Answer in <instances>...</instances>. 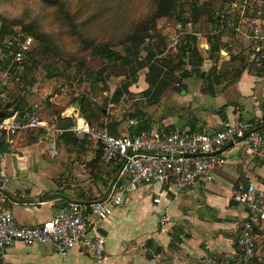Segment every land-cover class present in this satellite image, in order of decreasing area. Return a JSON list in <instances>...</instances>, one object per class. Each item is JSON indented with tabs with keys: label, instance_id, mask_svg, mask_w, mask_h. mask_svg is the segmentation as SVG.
<instances>
[{
	"label": "crops",
	"instance_id": "1",
	"mask_svg": "<svg viewBox=\"0 0 264 264\" xmlns=\"http://www.w3.org/2000/svg\"><path fill=\"white\" fill-rule=\"evenodd\" d=\"M263 7L264 4L256 2L247 17L259 18ZM248 31L252 32L239 29L227 40L232 44V39H239L246 46L254 35L259 51L264 47V34L255 29L252 35H247ZM162 33L176 44V30H163ZM221 53L227 55L224 51ZM174 82V86L161 96L169 104L166 105V118L148 130L167 131L181 127L192 133L219 131L222 123L229 120L247 123L264 135V70H259V74L245 71L232 84L220 80L210 85L195 77L176 78ZM4 94L7 101H12L18 93L10 84ZM31 99L25 98L29 107L42 111L41 102H31ZM48 101L61 112V118L72 107L75 108L73 115L78 114L79 106L68 105L65 98L56 94ZM224 105L228 107L222 118L220 108ZM30 114L34 115L35 111ZM51 120L57 126L56 118ZM52 138L40 130L16 137L0 136V187L7 199L6 208L13 213L19 227L38 226L64 207V200L42 202L44 197L60 194L83 202L87 197L100 195V184L80 193L74 189L77 183L74 173L62 169L63 163H57L45 152ZM5 143L9 147L3 151ZM87 144L99 150L98 145ZM213 154L223 156L225 164L213 172L210 185L200 182L194 188L177 192L169 184H152L125 196L122 205L115 207L112 215L99 224L106 244L102 260H96L80 248L61 257L52 245L27 247L16 243L6 250L3 264H191L204 254L205 245L219 255L235 254L238 230L247 217V210L232 200L234 189L238 183L264 188V166L256 158L245 155L239 145L226 144ZM120 180V184L125 182L124 177ZM155 198H160L159 204L154 203ZM85 211L89 213L90 209ZM163 215L170 217L168 224L160 223ZM253 263L264 264L262 237L257 239L250 264Z\"/></svg>",
	"mask_w": 264,
	"mask_h": 264
},
{
	"label": "built area",
	"instance_id": "2",
	"mask_svg": "<svg viewBox=\"0 0 264 264\" xmlns=\"http://www.w3.org/2000/svg\"><path fill=\"white\" fill-rule=\"evenodd\" d=\"M247 2L237 0L232 8H240L243 14ZM195 38L201 50H209V44L201 35L196 34ZM33 46L34 39L20 29H13L6 37H0V115L7 104L4 89L11 84V74L21 68ZM259 50L263 51L259 66L264 68V47ZM71 119L73 124L67 131L77 140L98 145L104 165L116 160L123 162L121 175L125 182L116 183L105 201L91 204L89 213L84 210L85 206L69 204L53 218L35 227L15 224L0 187V264H3L6 250L16 243L27 247L52 245L61 257L80 248L96 260H102L106 244L99 224L112 215L115 207L122 205L125 196L152 184H169L177 192L194 188L200 182L210 185L213 172L225 164L223 156L213 153L226 144L239 145L245 155L256 158L264 166V135L239 121L225 120L219 131L190 133L184 128L173 127L167 131L144 130L133 136H114L107 129L92 126L79 114H72ZM33 130L54 138L65 131L57 128L54 120L40 119L33 114L20 117L14 113L0 118V136L16 137ZM45 152L52 159L57 157L55 140L47 143ZM199 154L213 155L199 157ZM232 200L247 210V217L238 230L236 253L219 255L205 245L204 254L191 264H248L254 257L257 239H264V188L238 183ZM153 201L159 204L160 198ZM169 222L167 215L160 219L162 225Z\"/></svg>",
	"mask_w": 264,
	"mask_h": 264
},
{
	"label": "rangeland",
	"instance_id": "3",
	"mask_svg": "<svg viewBox=\"0 0 264 264\" xmlns=\"http://www.w3.org/2000/svg\"><path fill=\"white\" fill-rule=\"evenodd\" d=\"M61 1L64 4V9L70 15L76 14L77 18L81 20L83 23L81 30H84V34L88 38H94L95 44H99L100 47H107V49L120 55H124L126 50L131 49L133 43L131 35L136 33L144 22L148 23L146 30L150 33L153 32L151 29L153 27L154 30L170 32L182 29L174 19L166 17L153 18L150 22L154 10V4L150 0H131L126 4H124L125 2L120 3V0ZM192 1L203 3L206 0H181L180 5L183 8L181 17L183 19L191 18L190 3ZM228 11L229 5H226L222 11L226 12L224 16H228ZM251 18L247 17L242 22L240 30L253 32L257 29L261 31V34H264L260 27L261 17L256 16L253 20ZM1 22L4 24H0V37H6L13 29L22 30L34 23H40L46 32L44 36L42 35V43L35 40L34 50L36 48V51L30 58L33 62H26L25 66L14 70V73L11 74L10 81L13 88H19V90L29 94V100L32 97L31 102H41L50 111L52 105L47 102L55 94L62 99L65 98V101L85 96L97 109L105 110L101 119L106 126L109 127L112 123L116 124L114 129L116 136H131L132 133L157 127V123L166 118L168 102L157 96L155 90H150L146 94L142 93L147 88L145 78L149 70H138L139 65L137 63L139 62L133 61L135 64L133 65L134 71H136V78L134 79L132 71L123 67L120 60L108 62L91 56L88 48L82 47L79 39H75L71 30L66 28V19L58 14L57 9L48 8L40 0H0ZM207 23L204 20L199 26L196 25L192 28V26L187 25L184 29L187 32L195 31L206 38L213 31L212 24ZM225 23L230 27L232 21L229 19ZM56 31L59 33V41L50 36H56ZM252 32L248 31L247 35H252ZM253 36L250 38L252 39L249 41L250 45L246 46L239 39H232L234 46L233 48L230 47L231 51L237 53L245 46L249 53H252L255 46L259 45L258 40H255ZM148 42L150 40L145 42V46ZM166 51L170 55L176 54L174 47H170ZM200 51L207 62L209 50ZM145 55L146 53L142 51L139 58L142 60ZM221 55L223 58H227L224 54L221 53ZM205 63L202 67L204 72L209 69ZM258 68L264 70L263 67L259 66ZM88 73L92 75L90 80ZM175 74L176 76H174L178 78L179 71ZM132 81L134 84L130 86L129 93H124L117 100L112 99L115 92L120 90L121 84L125 83L126 85ZM43 96L47 98L44 99ZM94 124L96 125V123ZM124 126L126 127L125 130ZM52 140L56 142V138L53 137ZM96 152L97 148L95 149L92 144L82 145L79 152L60 147V158L58 157L56 162H62V169L74 173L77 180L74 189L79 190V193L84 189L86 191L92 189L95 183L102 187L103 177L97 179L90 165ZM112 165L103 166L99 164V172L102 176L109 174L107 172L110 171ZM81 184H85V186L82 188L80 187Z\"/></svg>",
	"mask_w": 264,
	"mask_h": 264
},
{
	"label": "trees",
	"instance_id": "4",
	"mask_svg": "<svg viewBox=\"0 0 264 264\" xmlns=\"http://www.w3.org/2000/svg\"><path fill=\"white\" fill-rule=\"evenodd\" d=\"M40 1L48 8L57 9L58 14L62 15V17L66 19V28L68 30H71L72 35L75 39H79L82 47L88 48L89 54L91 56L100 58L102 59V61L108 62H116L120 60L123 63V67L128 68L132 71V74H134V79L136 78V71H134L133 66L135 65L134 62H139L137 63L139 65V67L137 68L138 70H149L145 78L147 88L142 92L143 94H146L150 90H155L157 96L161 97L162 94L167 90V87L174 86V79L176 78L175 73L177 71H179L178 78L180 79L196 76L203 79L210 85L220 80L232 84L237 81L245 71L259 74L258 67L261 62L260 57L263 51L259 50L258 52L256 50L257 47H255L253 52L249 53V50L243 48L241 51L234 54V51H229L231 50V48H233L234 43L229 44L227 39L233 38L236 35L235 33H237V31L240 29L242 22L247 19V13L252 10L253 4H255L256 2H258L259 4H264V0H248L243 14H241L240 8H232V4L237 0H206L203 3L192 1L190 3L191 18L185 19L181 17V13L183 11L182 5H180L181 0H150L151 3L154 4V10L150 22H152L153 18L166 17L174 19L176 23L182 28L175 33L174 40H176V44L173 45V43L169 41V37L162 33L163 30H154L153 27L151 28L153 30L152 33H150V31H147L146 29H148V23L144 22L143 26L139 28L136 33L131 35L133 41L131 49L126 50L124 52V55L117 54L112 50L107 49V47H100L99 44H95V42L93 41L94 38H88L84 34V30H81L83 25L81 20L77 18L76 14L72 13L70 15L68 11L64 9V4L61 0ZM129 1L131 0H120V3L125 2L124 4H126ZM226 5H229L228 16H224L226 12H222L223 8ZM120 6L122 5L120 4ZM260 10L261 22H263V25L261 24L260 27L264 32V7L260 8ZM229 19L232 21V24L230 26L231 28L225 23ZM204 20L205 23L210 22L213 26V31L211 34H209L206 38L202 36L210 46L207 56L208 64H205L206 66H209V69L206 72L202 70L206 59L202 57L200 51L201 49L199 48L195 38V35L199 33H196L195 31L187 32L184 29V27L187 25L192 26V28L196 25L199 26ZM0 24L3 25L4 23L1 22ZM21 31L25 35L31 36L34 39V46L32 50L27 54L24 61L22 62L21 67H23L25 66L26 62H33V60H30V58L36 51V48L34 50L35 40L42 43V35L44 36L46 32L44 31V28L40 23L29 25L28 27L23 28ZM50 36L54 39L57 38L59 41V33L57 31L56 36ZM149 40L150 42H148V44L145 46V42ZM170 47H174L176 49L175 55H170L169 53H167L166 50ZM142 51H144L146 55L145 58L141 60V58H139V55H141ZM221 51L227 53L226 59L222 57ZM245 52H247V54H245ZM164 53H166V56H164ZM91 78L92 75L88 73V79L90 80ZM133 84L134 81L126 85L125 83L121 84L120 90H118V92H115L112 99L117 100V98L121 97L124 93H129V88ZM21 85L23 86V84H20V86ZM14 90L18 94L12 101H7L5 108L2 109L0 118L9 116L14 113H18V115L20 113H24L23 116H25L28 115V113H33V111H35V116L39 117L40 119L51 120V118L55 117L57 122L56 127L64 129L65 131L56 138L55 143L58 155L53 160H58V157L60 158V147L79 152V150L82 148V145L87 144V142L85 141L77 140L69 131H67V129H69L73 124V120L62 119L61 112L58 111V109L54 108L51 103L50 104L52 105V108L50 109V111H48L45 104H41L42 111H39L37 109L33 110L32 107H29L28 103H26L25 101V98L29 96V94H27L25 91L19 90V88ZM73 101L74 103L78 102L79 104L78 114L80 116H83L92 126L98 129H107L111 135L116 136V132L114 130L116 124L112 123L108 127L101 119V116L105 113L104 109H97L85 96H82L79 99H72L70 101L68 99V105L74 104ZM47 103H49V101ZM227 107L228 105H224L220 108L222 118L225 117L224 113ZM26 111L27 114L25 113ZM94 123H96V125ZM99 164L103 166H109L113 164L110 168V171L107 172V174L109 173L107 175L108 177L106 175L102 176V174L99 172ZM90 165L93 169L94 176L96 174L97 179L99 177H103L104 181L102 184L103 189L99 191V197H87L86 199H83V202L86 203L98 201L104 196L109 183L122 169L123 162L121 160H116L109 165H104L100 159V151L97 150L96 155L91 161ZM121 178L122 175H120L117 184L121 182ZM94 186L96 187V183ZM71 199L72 198H70V200ZM78 199L82 200L80 198ZM62 203L64 206L69 205V203L64 201ZM84 209L89 211L90 205H86ZM250 262H248V264H250Z\"/></svg>",
	"mask_w": 264,
	"mask_h": 264
},
{
	"label": "water",
	"instance_id": "5",
	"mask_svg": "<svg viewBox=\"0 0 264 264\" xmlns=\"http://www.w3.org/2000/svg\"><path fill=\"white\" fill-rule=\"evenodd\" d=\"M78 106H79V104L77 103L76 107H78ZM74 109H75L74 107L70 108L69 111H67L66 113H64L62 115V118L63 119H71ZM23 115H24V113H20L19 114L20 117L23 116ZM7 147H9V144L5 143L3 151H6ZM217 153H219V152H217ZM209 155H213V154H199L198 156L199 157H206V156H209ZM121 172H122V170H120L118 172V174L110 182L109 186L107 187V189H106V191L104 193V196L100 200H98L99 202L105 201V199L107 198V196L110 194L111 190L113 189L114 185L117 183V181H118V179H119V177L121 175ZM47 199H62V200H64L65 202H67L69 204H76V205H80V206L91 205V204L94 203V202L86 203V202L72 201V200L68 199L67 197H65L63 195H60V194H54V195H50V196L44 197L42 202L46 201Z\"/></svg>",
	"mask_w": 264,
	"mask_h": 264
}]
</instances>
